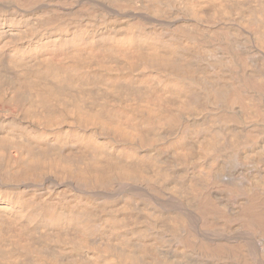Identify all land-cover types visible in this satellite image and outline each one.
<instances>
[{"label":"bare ground","instance_id":"obj_1","mask_svg":"<svg viewBox=\"0 0 264 264\" xmlns=\"http://www.w3.org/2000/svg\"><path fill=\"white\" fill-rule=\"evenodd\" d=\"M0 264H264V0H0Z\"/></svg>","mask_w":264,"mask_h":264}]
</instances>
